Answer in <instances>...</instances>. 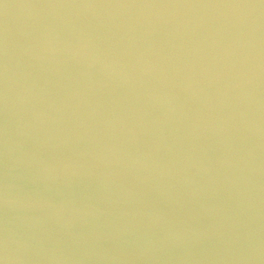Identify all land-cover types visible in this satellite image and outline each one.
Wrapping results in <instances>:
<instances>
[{
	"label": "water",
	"instance_id": "95a60500",
	"mask_svg": "<svg viewBox=\"0 0 264 264\" xmlns=\"http://www.w3.org/2000/svg\"><path fill=\"white\" fill-rule=\"evenodd\" d=\"M0 264H264V0H0Z\"/></svg>",
	"mask_w": 264,
	"mask_h": 264
}]
</instances>
